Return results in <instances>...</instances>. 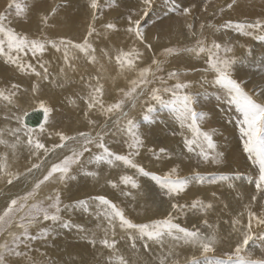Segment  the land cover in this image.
<instances>
[{"label":"snow or ice","instance_id":"1","mask_svg":"<svg viewBox=\"0 0 264 264\" xmlns=\"http://www.w3.org/2000/svg\"><path fill=\"white\" fill-rule=\"evenodd\" d=\"M235 3L236 0H233L227 7L231 9ZM153 6L154 0H138L137 10L127 14L124 25H118L116 22H104L98 30L97 25L101 20L98 13L102 11V5L100 0H89L87 7L90 9V23L87 25L86 35L82 37V42H75L68 38L49 39L47 36L30 38L28 34L18 31L13 26L12 17L14 15L17 19L27 18L30 10L27 0L24 3L19 0H9L5 9L0 11V57H4L7 63L15 65L20 71L31 72L41 80L50 79L49 68L44 63L39 64L41 71H38L31 63L23 62L21 54L28 52H31L33 57H37L43 56L48 50H55L62 54L67 69H71L73 72L78 70L74 67V62L80 59V56L75 53L81 54L86 64L96 65L99 62L97 56L99 52L100 58H107L109 63L114 60L115 78L123 77L130 85L127 90L120 89L122 95L119 99L113 103L105 104V86L100 82V76L95 77V84L91 83L90 78L87 94L80 97L87 109L83 115L90 125L96 124V121L90 116L93 112L106 117V122L100 126L101 130L96 132L95 139L91 133L83 131L76 135L58 132L59 143L53 144L51 148L41 141L35 134V130L27 128L22 116L16 115L14 109H17L19 104V86L12 85L10 90H0V101L4 102V108L7 109L3 121L7 122V125H11L13 120L16 121L15 127H0V147L3 149L0 151V185H3L10 193L11 188L16 186L14 182H19L22 176L25 180L31 179L30 187L23 193L6 195L0 204V238H3V242H0V264H47L46 260H38L32 253L39 252L38 248L33 247L34 242L47 239L48 233L45 231L40 235H34L32 229L42 221H51L53 224L60 223L64 228H70L73 225L62 218V213L67 211L69 206L63 203L60 192H50L41 196L40 190L42 186L50 182L65 184L68 180L75 179L74 175H70L74 167L83 168L85 163L113 166L116 162H121L128 168L136 169L144 177L150 176L162 190L163 195L170 200L186 193L190 178L181 177L178 166H172L165 174L157 175L146 171L132 159L133 155L140 154L144 141L134 119L130 117L129 111L126 109H135L141 98H145L146 104L156 102L169 107L182 126L187 124L192 132V138L184 141L189 153L199 149L197 156L203 162H220L219 154L212 155L216 149L212 134L202 131L198 123L205 117L203 114L197 113L193 107L195 101L187 92L190 84L179 82L180 73L177 71H169L167 78L158 75L163 71V62L156 57V49L153 44L147 41L144 27L147 23L145 18L150 16ZM174 10L176 15L183 17H188L192 12V8H181L178 4H174ZM204 11H208L207 3L204 4ZM220 11L223 12L224 9L220 8ZM58 12L59 6L52 8L49 13L40 15V20L45 28L55 26L50 21L58 15ZM206 27L212 28L213 26L201 23L200 32L197 33L193 23L186 24L187 36L194 38L195 44L192 47L184 48L183 52L196 56L207 54L205 72L214 73L215 84L224 91L226 102L234 105L239 114L237 123L241 135L244 137L243 151L258 164V178L248 181L249 184L254 183L255 194L250 196L249 203L243 206V211L231 219V231L228 235L229 237L235 236V243L230 251L224 252L220 257L214 254L225 237L220 235L218 226L213 228L209 221L204 219L203 223L211 229L209 232H204L198 228L190 229L176 222L186 207L198 210L207 216L210 211L214 210V204L211 202L205 203L203 200L196 199L187 206L173 202L171 208L175 211V215L170 213L163 219L149 223H135L126 217L123 209L108 198L94 197L93 199L98 201L99 208L97 219L102 220L101 224H97V228L103 232L99 244L110 253L118 255L116 264H131L130 260L118 254V241L115 239L117 229L125 233L126 239L131 241L130 247L134 251H137V241L143 242L142 248L145 251H149L153 244L158 245L162 250L158 257V264H181V250L187 249L192 250V255L186 257L183 264H264V102H258L252 94L245 91L246 81L241 82L233 77L235 60L227 55L232 52V48L215 40H212L210 44L207 43L203 31ZM221 27L243 36L252 35L256 31L264 32V22L260 20L254 22L229 20ZM121 28L125 35L142 45L144 51L138 47L128 50L116 47L113 54L108 45L98 48L93 43L92 38L94 37L102 41H110L111 35L119 33ZM104 29L107 30V33ZM219 30L218 28L217 31ZM156 39L159 40L160 37L157 36ZM149 52L153 55L148 56ZM221 52L224 55H221ZM180 54L181 49L171 46L164 47L163 52L160 53L165 58ZM145 64L147 66H144ZM100 67L103 69L104 65L101 64ZM67 69L60 68L59 73L66 76ZM89 75L91 76V74ZM169 80L177 82L170 85ZM38 88L39 85H36L33 92ZM255 95L264 97V86H257ZM217 99L219 100L220 97L218 96ZM40 110L44 113L47 123L53 108L40 101ZM148 110L152 109L149 107ZM24 116H27L26 112ZM107 121H111V123L109 124ZM109 128H114L113 135L115 133L126 135L129 149L127 155L116 154L108 147L105 136L109 134ZM40 131L41 133L44 131L43 125ZM93 145L99 152L93 153L85 161L83 158L86 153H92L90 146ZM65 149L68 154H65L59 162L45 167L50 155H59L57 150ZM24 152H27L25 159L36 158L37 162H32L26 172L14 171L15 163ZM159 152L167 156L165 149L161 148ZM161 158V155H156V159ZM37 173L41 175H37ZM84 174L94 178L99 176L97 171H86ZM194 178L201 185L206 179L199 173L195 174ZM227 179V176L221 175L218 178L208 179V183L217 184ZM109 183L113 188L118 186L114 182L110 181ZM120 183L130 186L131 189L140 187L130 175H123L120 178ZM212 195L215 198L216 194ZM73 208H79L87 213L90 211V202L79 200ZM75 227L81 233L85 232L81 226L76 225ZM85 239L93 246L97 243L95 233L91 234V238L85 235ZM256 249H259V255H256ZM40 255L43 256L44 253H40ZM107 264H113L111 258Z\"/></svg>","mask_w":264,"mask_h":264},{"label":"bare ground","instance_id":"2","mask_svg":"<svg viewBox=\"0 0 264 264\" xmlns=\"http://www.w3.org/2000/svg\"><path fill=\"white\" fill-rule=\"evenodd\" d=\"M8 1L9 0L6 2ZM75 1L78 4L76 11H74L72 8L75 6L72 0H70V3L69 0H27L29 6H43L44 11L37 14L28 13L27 18L23 19V24H20L22 26H13L18 31L28 34L30 38H40L42 36H47L49 39L68 38L74 40L75 42H82V37L86 35L87 25L90 23V9L82 4V0ZM110 1L111 0H101L100 2L102 5V11L98 13L101 17V20L97 25L98 30L104 22H116L118 25H124L126 23L125 17L131 9L119 5L118 9L115 10L112 6H117V4H120V2H131V0ZM223 1L225 2V0H221L220 2L222 3ZM19 2L24 3L25 0H20ZM163 2L164 3L162 4H157H161V7L159 8L160 11L155 12L154 17H167V15L162 12L161 8L163 10L174 8V1L163 0ZM175 3L181 8L186 7L183 5L185 1L183 2L182 0H175ZM247 4L251 6V8H249L251 10H247L245 8ZM57 6H59L58 15L50 21V23L54 24L55 26L45 28L40 20V15L42 13L51 12L52 8ZM5 7L1 8L0 11H3ZM137 8L138 6L136 9ZM262 11H264V0H247L246 3L241 2L236 6L235 15L236 17H251L255 13L262 14ZM170 18L171 16L167 17V19ZM12 19L14 20L13 24L16 23L17 18H15L14 15ZM158 20L161 21L162 19L160 20L159 18ZM189 20V16H182L181 20L173 21L172 19L173 23L169 24L168 26L159 27L156 25L154 27L158 28H154L155 30H152L151 33H148L145 30L146 36L149 38L146 39L148 42L153 44L156 50L176 42L182 43L187 41L192 38L187 36L186 31V24L190 23ZM104 31L107 33L106 29H104ZM157 36L160 37L159 40L156 39ZM92 39L93 43L98 46V48L108 45V48L113 52V54L115 53L116 47H122L125 50H128L132 47H138L141 51H144L143 46L139 45L137 41H134L125 35L122 28L119 33L111 35L110 41H102L101 39L95 37ZM228 46L232 48V52L228 53L227 55L235 60L233 71H236L239 76L257 78L255 75L256 70H254L253 67L264 61V44H259L258 46L253 45V50L245 47L243 49L240 43L237 41H234ZM221 53L224 55L223 52ZM30 54L31 52H28L27 54H21V59L23 62L25 64L31 63L33 67L37 68L38 71H41L39 64L44 63L49 68L50 79L41 80L39 77L34 76L31 72L20 71L15 65L7 63L4 57H0V90H10L12 85L19 86V104L18 108L14 109L16 115L20 116V111L22 109L25 110L26 108L30 107H39L40 101H43L47 106L53 108V112L49 116L48 122L45 123L46 125L44 126V131L41 133L40 130L33 128L35 130V134L41 139L42 142L46 144L47 147L51 148L53 144L59 143V140L57 139L58 132L72 135L84 130H92L98 126L99 122L106 119V117L93 112L90 114V116L96 121V124L90 125L87 118H85L83 115V112L87 109L80 97L87 94L89 90L90 78L91 83L95 84V77L100 76V82L105 86L104 101L106 102L107 100L114 98V92L125 85V79L123 77L115 78L116 71L113 66L114 60L112 63H109L107 58H100V54L98 52L97 56L99 62L96 65H90L86 64V61L81 54L75 53L76 55L80 56V59L74 62V67H76L78 70L73 72L71 69H67V65H65L63 62L62 54L55 52V50H48L43 56H37L35 58H31ZM151 55L152 53L149 52L148 56ZM205 58H203V60ZM181 59L184 62L182 73L185 74L187 72L186 76H191L194 84L200 80L207 79L205 75V68H207V64L203 62L202 59L196 58L195 54L190 53L184 54L181 56ZM101 64L104 65L103 69L100 67ZM245 66H248V71L246 72L244 70ZM60 68L67 69L66 76L59 73ZM192 73L195 75L197 73V75L195 76ZM89 74H91V76ZM36 85H39V88L33 92V88ZM200 90H202L200 92L201 96H205L210 93L205 88H201ZM191 94L195 93H192L191 90ZM261 98L264 99V97ZM0 102L2 103L0 104V127H15V120L11 122V125H7V122L3 121V116L7 109L4 108V102ZM224 104L227 107L231 106L225 101ZM201 106L204 105L202 104ZM148 109L149 108L147 107V109L142 110L141 114L135 113L136 115L134 114V116L131 117L134 119L138 132L144 141V146L140 149V154L133 155L132 159L138 165L144 167L146 171L157 175L165 174L172 166H178L179 175L181 177L190 178L189 188L186 193L181 194V196H186L189 194L192 183H196L195 185H198L197 190H195L197 196H193L192 200L194 201L196 199L200 200L204 198L207 200V203L211 202L214 204V210L210 211L207 216L202 213V217L207 219L213 228L219 225L220 235H228L231 231V219L238 215L240 211H243V206L249 203L250 196L255 194L254 183L249 184L248 181L251 180L250 177L252 166L254 164L258 166V164L253 159L249 158L248 155L243 151L244 138L239 139L236 137V131L231 125L232 123L228 124L225 122L228 121L225 115H216L215 117L211 116L216 121L219 118V121L222 124L220 129L214 128L212 133H210L212 134L214 143L216 144L215 152L212 153V155L219 154L220 162H200L198 165H193V163L191 164L187 160L184 161V158L181 159L183 157L181 156V153H186L188 156H197V152L199 151V149H195L192 153H189L187 150H184V147L186 148L184 144L185 139L192 138V132L188 128L187 124L182 126L181 122L176 119L175 113H173L169 107L164 106V109H167L171 113L170 115H172V117H168L170 118L171 123L166 120V117L164 119L156 115L159 109H152L151 111ZM220 109H223L224 113V105H221V108L219 107L218 110ZM210 114L212 113L207 112V114L205 113L204 115ZM61 119H65V122H61ZM143 121H146L144 123L147 125V129L149 126H152L150 129L153 130L151 131L152 135L149 132V129V131L143 129L145 125L141 127V123H143ZM205 121L206 120H204V122ZM161 122H164V124L161 125ZM121 123H123V121H121ZM170 127H174L173 130L176 133L178 132V137H176L175 132H173L175 137H172V134L170 133L171 131L168 133ZM201 130L205 131L204 129ZM223 130L225 131L226 136L222 134ZM113 131L114 128H110L109 134L105 137L106 144L116 154L127 155L129 153V149L127 147L126 135L122 133H115L113 135ZM159 140L162 141V144L160 145L158 142L159 145H156L155 142ZM91 147L92 153L85 154V157L83 158L85 161L93 153L99 152V150L96 149L94 145ZM161 148L166 150L167 156H164L159 152ZM2 150V147H0V151ZM65 150H57L59 155H50V157H56L52 163L59 162L62 156L67 154V152L64 154ZM156 155H161L162 158L158 160L156 159ZM26 156L27 152L22 153L13 167L14 171H20L22 169L25 170L31 165L32 162H37L36 158L25 159L24 157ZM41 158L43 157L41 156ZM50 165L51 164H49L48 167ZM86 171H97L99 176L96 178L87 176L84 174ZM209 171L215 173L212 177L218 178L221 175H225L228 177V179L217 184H209L208 179L212 177L209 178L205 175ZM197 173L206 178L203 185L195 181L194 177ZM257 174H259V172ZM70 175H74L75 179H70L68 181L69 183L62 184L60 194L63 203L69 206L68 210L62 213V218L64 221L69 222L73 226L70 228H64L60 223L53 224V222L48 221L47 223H51L47 225L46 228L44 227L45 229L43 228V230L45 231L47 229V243L54 241L52 244L49 243L50 245L48 246H53V249L49 250L47 249L48 247H45V245L43 247L41 246L42 244L39 245V252H35V256L38 254V260H42V258H44L43 260L46 259V261L48 260V262H51V264H107L109 258H111L113 264H116L118 255L110 253L109 250L104 249L103 246L99 244V239L103 237V232L97 228V224H101L102 220L97 219L99 208L98 201L94 200V197L104 196L108 198L119 208L123 209L126 217L135 223H142L143 221L149 223L154 220H159L157 218H162L165 216L164 214L171 212L169 210L170 208L163 209L164 207H167L165 205L163 206V204L159 205L158 201L153 199V187L147 182V180L151 179V177H144L140 175L136 169L128 168L121 162H116L113 166H109L107 164L89 165L85 163L83 168L74 167L73 172L70 173ZM123 175L132 176L140 185L139 189H131L130 186H124L122 183H120V178ZM82 177L85 178V184L88 183L86 185V189L84 188L83 192H81V187L78 185V181ZM110 181L116 183L118 186L113 188L111 183H109ZM30 185L31 181H25L21 185L16 182V186L11 188V192H14L12 191L13 188L14 190L17 189L25 191V189H27ZM2 187L3 185H0V188ZM24 187L25 189H23ZM74 187L77 188V191L73 190ZM2 190L3 193L1 192ZM2 190L0 189V200L1 198H4V196L11 194V192L9 193L4 187ZM5 191H7L6 194H4ZM213 193L216 194L215 198H213ZM79 200H88L90 202L89 212L85 213L79 208H73V206L76 205L77 201ZM174 200H177V198ZM179 201L182 200L179 199ZM166 205L168 206V204ZM187 205L188 204H186V206ZM225 205H227V207H225ZM189 209L191 208L189 207ZM185 211L187 210L185 209ZM172 214L175 215L174 210H172ZM179 219H181L180 216ZM179 219L176 220V222L180 223L182 226L188 227L190 229H199V224L195 220H193V222L192 220L187 219L183 223ZM244 219L246 221V216ZM76 225L84 228L85 232L81 233L78 231V229L75 227ZM206 227L209 228L208 226ZM92 233H95L97 238V243L95 246L91 245L88 240L85 239V235H88L89 238H91ZM226 238L228 239L229 237ZM115 239L118 241V254L123 255L126 259L130 260L131 264H137V262L138 264L158 263L157 255L161 254L158 245H151V249L145 253L141 251L143 250L141 248L143 242L137 241V251H134L130 247L131 241H128L126 239L125 233L121 232L119 229H117V235ZM44 247L46 249V253L55 256H53V258L52 256H41L40 253L46 254L43 251ZM183 251H188L189 253L191 252L190 249L182 250L181 252Z\"/></svg>","mask_w":264,"mask_h":264},{"label":"rangeland","instance_id":"3","mask_svg":"<svg viewBox=\"0 0 264 264\" xmlns=\"http://www.w3.org/2000/svg\"><path fill=\"white\" fill-rule=\"evenodd\" d=\"M6 1L7 0H0V10H1V8L5 7L7 5V3H9V1L8 2H6ZM72 1H73L74 5H75L72 8H73L74 11H76V8L78 7V4L76 3L75 0H72ZM111 1L113 2V0H111ZM167 1H170V0H167ZM171 1H174L173 3L176 4L175 0H171ZM182 1L183 2L185 1V3L183 5H185L186 7H190L193 10L191 12V15H189V18H190L189 22L194 24V28H195V31H197V33L200 32V24L201 23L211 24L213 26L212 28H207L206 27L203 30L204 31V36L207 39V43L210 44L212 42V40H215L218 43H221L223 45H227L228 46V45H231V43H233L234 41H237V42L240 43V45H241V47L243 49L245 47V48H248L250 50L254 49L253 45L258 46L259 44H264V32L256 31L252 35L243 36V35H240V34L236 33L235 31H232V30H224L221 27L225 22H227L229 20H231L233 22H235V21L254 22V21L260 20V21L264 22V11H262V14L261 13H258V14L255 13L251 17H236V15H235L236 6L239 3H241V2L242 3H246L247 0H236V3L234 4L233 8H231V9H229L227 7V5L232 3L233 0H225V2L223 1L224 3L223 2L221 3L220 2L221 0H182ZM260 1H262V0H260ZM88 2H89V0H82V4L85 5V6H87ZM100 2H101V0H100ZM159 3L162 4L164 2H163V0H154V6H153L152 11L150 12V16L148 18H145L147 20V23H146V25H144V27H145L146 32H148V33H151L152 30H155L156 28H158V27H154L156 25H158L159 27L160 26H168L169 24L173 23V21L181 20V18H182V16H179V15L175 14L174 8L166 9L167 11L163 10L161 8L162 12H164V14L167 15V17L171 16L170 19H167V17H163V16L154 17L155 12L160 11L159 8L161 7V4L157 5ZM167 3H169V2H167ZM205 3L208 4V11H207L208 13L204 11V4ZM119 5L123 6V7L130 8L131 9L130 11H136L137 10L136 7L138 6V2H137V0H131V2H120V4H117V6H112V7H114V9L116 10V9H118ZM220 8H223L224 11L221 12ZM245 8L247 10H251V9H249V8H251V6L248 5V4L245 6ZM109 10H112V9H109ZM42 11H44V7L43 6L34 5V6H30L29 13L30 14H37V13L42 12ZM150 17H152V18H150ZM159 18H160V20L162 19L161 20L162 22L158 20ZM172 19H173V21H172ZM13 22H14V20H13ZM23 22H24L23 19H17L16 23H14L13 25L22 26L20 24H23ZM142 24H143V20H142ZM218 28L220 29L219 31H217ZM186 31H187V28H186ZM146 38H147V36H146ZM147 39H149V38H147ZM194 44H195V40H194V38H191V39H189L187 41H184L182 43L181 42H176L174 44H170V45L164 46V47L171 46V47H174V48L181 49V54L180 55H178V56H169L167 58H165L164 56L160 55V53L163 52L164 47L159 48L160 50L159 49L156 50V53H155L156 57L159 58L163 62V64H162L163 71L161 73H159L158 75H162L165 78H167V74H168L169 71H177V72H179V70H180V72H179L180 76L178 78L179 82H184V83H189L190 84V87L187 89V92L195 100V104L193 105V107L197 111V113L203 114V116L206 117L205 119H203V121H198V123L199 122L201 123V124L199 123L201 129H204L208 133H212L214 128L220 129L222 124L219 121V118L216 121L211 116L215 117L216 115H225L227 117V119H228V121H225V122L228 123V124L232 123L231 125L233 126L234 130L236 131V137H238L239 139H243L244 137L241 135V132H240V129H239V124L237 123V117L239 116V114L236 112L234 105H231V106L227 107L224 104V101L226 102V97H225L224 91L221 90V88L218 85L215 84V82H214V73L206 72L205 75H206L207 79L200 80V81H198L195 84H194V81L192 80L191 76H189L190 78L188 76H186L187 72L185 74L182 73L183 68H184V66H183L184 62L182 61L181 56H183L184 54H187V53L183 52V49L187 48V47H192V46H194ZM152 55H153V53H152ZM221 55H223V54L221 53ZM30 57L31 58H35V57L32 56V54H30ZM195 57L203 60V58L206 57V53L201 54L200 56H196L195 55ZM203 62L206 63V58L203 60ZM144 66H147V64H145ZM247 67L248 66H245V69H244L245 72L248 71ZM253 69L256 70L255 75H256L257 78L248 77V76H239L236 71H233L232 74H233V77L236 78L238 81H241V82H245L246 81L247 82L245 84V91H247L250 94H252L254 96V98L257 99L258 102H264V99H262L261 97L255 95V90L257 89V86H264V61H262L261 63L257 64L256 66H254ZM244 70H241V71H244ZM197 73H196V75H197ZM192 74L195 75L194 73H192ZM176 82H177L176 80H169L168 81V83L170 85L174 84ZM124 84L125 85H123L121 88L117 89L114 92V98L110 99V100H107L105 102V104L113 103V102H115L116 99L120 98V96L122 95L121 92H120V89L123 88V89L127 90V88L130 87V85L128 84V82L126 80H125ZM201 88H205V89H207V91L210 92L209 94H207L208 96L207 95H205V96L204 95L203 96L200 95V92L202 91V90H200ZM217 88H218V91H217ZM191 90H192V93H195V94H191ZM218 96L220 97L219 100L216 99ZM165 98H167V97H165ZM0 104H2V103L0 102ZM202 104L204 106H201ZM221 105H224V113H223V109L218 110L219 107L221 108ZM147 107L148 108L150 107L151 109H155V110L159 109V111L156 113V115H158V116H160L161 118H164V119L166 117V120H168L169 122L171 121L170 118H168V117H172V115H170L171 113L167 109H164V105H161V104L156 103V102H150V103L146 104L145 103V98H141L140 99V101L137 103V106H136L135 109H126V110L129 111V115H130V117H132V116H134L135 113L141 114L142 110L143 109H147ZM33 109H40V106L39 107H33V108L32 107L26 108L25 110L22 109L23 111L22 110L20 111V116H22L24 118V113L25 112L27 113V112H29V111H31ZM214 111H216V112H214ZM207 112L212 113V114L204 115L205 113L207 114ZM227 114H228V116H227ZM204 120H206V121L204 122ZM61 122L64 123L65 119H61ZM105 122H106V119H104L101 122H99V124H98V126L96 128H93L92 130H84L83 132L91 133L93 135V138L95 139L96 138L95 137L96 132H99L101 130L100 126L102 124H104ZM107 122L109 124L111 123V121H107ZM144 122H146V121H143V123H141V127H143L145 125ZM45 123L46 122L44 121V123L42 125L45 126L46 125ZM163 124H164V122H161V125H163ZM41 126L37 127V128H34V129L41 130ZM146 126L147 125H145L143 127V129H145L146 131H149L152 128V126H149V128H148L149 130H148ZM27 128H30V127L27 126ZM30 129H33V128H30ZM173 129H174V127H170L169 130H168V133L171 131L170 133L172 134V137H175V135H176V137H178L179 136L178 132L176 133ZM151 131H153V130H150L149 132L151 133ZM109 132H110V128H109ZM173 132H175L176 134L174 135ZM222 134H224L226 136V133H225L224 130H223ZM72 135H76V134H72ZM151 135H152V133H151ZM57 139L59 140V137H57ZM158 142H159L160 145L162 144L161 140L155 142V144L159 145ZM184 150H187V148L184 147ZM66 152H67V149L64 151V154ZM181 156H183L181 159L184 158L185 159L184 161L187 160L191 164L193 163V165H195V164L198 165V163L203 162L196 155H189L188 156L186 153H181ZM185 156H187V157H185ZM55 158L56 157H54V156L50 157V159L48 160V163L45 165V167L46 166L48 167L49 164H52V162L55 160ZM242 160H243V158H242ZM26 170L27 169H25V170L22 169V170H20V172H26ZM257 173H258V166L254 164L252 166V171H251V177H250L251 180L257 179V177H258ZM214 174L215 173L209 171L205 175L210 178V177L214 176ZM37 175H41V174L37 173ZM41 178H42V176H41ZM246 179H248V178H246ZM84 180H85V178L82 177L78 181V185L81 187V192L84 191V188L86 189V185L88 184V183L85 184L86 182H84ZM25 181H31V179L25 180L24 177L22 176L21 180L19 182H17V183L19 185H21ZM68 181H67V183H69ZM147 182L153 187V194H152L153 199L158 201L159 205L163 204V206L165 205L167 207V208L164 207L163 209H169L170 208L169 210L171 212H168L167 214L172 213L173 209L171 208V203L178 201V203L181 202L180 204H182V205H186V204L189 205V203L191 204L193 202V200H192L193 196H197L196 193H195V190H197L198 185H195L196 183L195 184L192 183V186L190 187V193L187 194L186 196H180L179 198L177 197V200H174V199L170 200L167 196L163 195L162 190L158 188V185H156L153 180L148 179ZM14 183H16V182H14ZM48 184L42 186V188L40 190V192H41L40 195L41 196L47 195L50 192L51 193H55L56 191L60 192L62 184H53L51 182L48 183ZM29 187L30 186H28V188ZM2 188H0V189L2 190ZM254 188H255V186H254ZM23 189H25V187ZM73 190L77 191V188L74 187ZM12 191H14V192H11V194H13L15 192L16 193H19V192L23 193L24 192L23 190H17V189L14 190V188L12 189ZM1 192L3 193V190ZM6 193H7V191L4 192V194H6ZM192 193L195 194V195H193ZM2 199H4V198H1L0 204H2V201H3ZM179 199H181L183 201V203H182V201H179ZM200 200H203L205 203H207V200H205L204 198L200 199ZM167 201H168V203H167ZM169 202H170V204H169ZM166 204H168V206H170V207H168ZM185 209L188 212L184 211L183 214H180V218L181 219H179V220H181L183 223L187 219H190L192 221L195 220L199 224V229L200 230H202L204 232L205 231H208V232L211 231L210 228H207L206 225L204 223H202L204 221V218L202 217V212L199 213L198 210H195L196 211L195 212L193 209L192 210L189 209V207H186ZM167 214H164L165 216H163L162 218H157V219H163V218H165L167 216ZM192 216H194V217H192ZM195 216H196V219H195ZM47 222H43L42 221L38 225H36L32 229L33 234L34 235H40L41 232H45V231L47 232V229L45 231L43 230L44 227L46 228V226L51 223V222H49V223H47ZM144 222L145 221H143L142 223H144ZM216 223H217V221H216ZM218 227H219V225H218ZM206 229H208V230H206ZM17 231H19V230L17 229ZM223 237H225V239L223 240V242L220 245H218V250L214 254L217 257L222 256L223 253L226 252V251H230L232 249V245L235 243V237L234 236H232L233 238L229 237V235H226V236H223ZM226 237H229L230 240H229V238L227 239ZM0 242H3V238H0ZM47 242H48V238L45 239V240H37V241L34 242L33 247L34 248H36V247L39 248L38 246L41 245V244H42L41 245L42 247L44 245H45V247H48L50 244L54 243V241L49 242L50 244L47 243ZM45 247L43 248L44 252L46 251ZM47 249L51 250V249H53V246L52 247H48ZM141 251L146 253V251L144 249L141 250ZM160 251H162V250L160 249ZM190 251L192 252L191 249H190ZM183 252H185V251H183ZM183 252H181V253H183ZM191 252L189 253L188 251H186L185 253H183L184 255L182 254V256H181L182 258L180 257L181 264H183V261H184L185 257H190L191 256ZM255 253H256V255H259L260 254L259 249H256ZM32 254H33L34 257L38 258V254L36 256H35V252H33ZM44 255H45V257L52 256V258H53V256H55V255H50L48 253H46ZM197 255H199V253H197ZM159 256H160V254L157 255V257H159ZM43 259L44 258H42V260ZM47 264H51V262H48V260H47Z\"/></svg>","mask_w":264,"mask_h":264},{"label":"water","instance_id":"4","mask_svg":"<svg viewBox=\"0 0 264 264\" xmlns=\"http://www.w3.org/2000/svg\"><path fill=\"white\" fill-rule=\"evenodd\" d=\"M24 123L30 128L40 127L44 121V113L40 109H33L27 112V116H24Z\"/></svg>","mask_w":264,"mask_h":264}]
</instances>
